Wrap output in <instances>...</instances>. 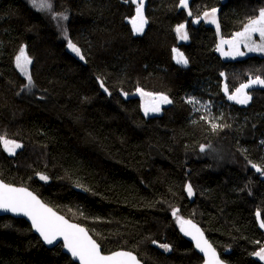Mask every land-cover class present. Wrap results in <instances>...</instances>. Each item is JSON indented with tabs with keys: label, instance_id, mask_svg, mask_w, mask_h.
<instances>
[{
	"label": "trees",
	"instance_id": "1",
	"mask_svg": "<svg viewBox=\"0 0 264 264\" xmlns=\"http://www.w3.org/2000/svg\"><path fill=\"white\" fill-rule=\"evenodd\" d=\"M49 2L51 10L0 0V136L21 145L13 155L0 144V179L86 227L105 254L201 264L179 232L191 219L228 264H262L254 253L264 246V91H247L245 106L228 95L264 79V55L226 61L217 47L257 17L264 0H188V8L143 0L142 33L131 23L139 0ZM213 8L219 29L193 23ZM23 48L31 85L16 66ZM138 90L171 104L146 117ZM188 96L219 100V124L194 113ZM0 264L76 263L62 246L46 248L25 220L0 216Z\"/></svg>",
	"mask_w": 264,
	"mask_h": 264
},
{
	"label": "snow or ice",
	"instance_id": "2",
	"mask_svg": "<svg viewBox=\"0 0 264 264\" xmlns=\"http://www.w3.org/2000/svg\"><path fill=\"white\" fill-rule=\"evenodd\" d=\"M133 3H137V0H132ZM180 6L188 8V0H179ZM36 3V0H33ZM38 7L40 9L51 10L52 4L49 0H39ZM217 10L213 8L210 12L205 11L204 17L208 19L210 23L216 24L217 29H219V24L216 21ZM192 13L189 12V15ZM55 18V17H54ZM62 19H67L66 16L61 15ZM194 22L199 23V19ZM133 25V30L136 33H142L144 30V25L147 20L143 14V0H139L136 7V16L131 21ZM177 36L180 40H187L188 34L185 31V25L180 24L176 28ZM253 34H258L260 42L257 43L253 39ZM224 44L229 45V51L223 52L222 46ZM241 45L246 48L249 52H260L264 53V9H260L259 14L255 18H250L248 23L244 25L243 30L236 32L231 40H221L220 45H218L217 50L221 51L223 55H230L233 58L236 56H244L246 53L241 51ZM68 47L80 55V49L73 44L71 41L68 42ZM174 58L177 63L187 64L188 61L184 57L183 53L179 52L178 49H173ZM83 59V56L80 57ZM31 63L29 57L25 54L24 50L21 49L20 55L16 57V66L25 75H27L29 85H31V76L27 74V66ZM264 86V79L259 76L254 79L250 78L247 83L241 84L235 89L233 94L228 95L230 100H235L237 103L246 104L251 99V97L245 92L246 89L252 85ZM103 87V84H101ZM108 91L107 88L104 89ZM225 94H228V87L225 85ZM142 96H151V93H144L141 91ZM190 103L192 101H189ZM171 103L167 96L160 95L154 97V103L145 104L144 111L145 114L148 112H159L160 104ZM215 127V125H213ZM0 144H3L4 149L9 154H15V150L20 148L21 145L13 140L7 139L4 136H0ZM259 172L261 169L256 165H253ZM42 180H47V176L41 175ZM189 195H192L191 186L188 188ZM0 209L5 211H12L18 214H23L28 216L32 220L33 227L40 233L44 238L45 242L52 244L54 240L58 237L62 238L64 241V247L72 254L73 257L77 258L80 264H139L137 258L131 252L117 251L111 255H102L100 250V245L93 240L86 230L79 225L71 224L65 220L62 216H57L51 209L46 208L43 204L32 193L28 192L24 188H14L10 185L0 182ZM176 212H173L175 215ZM259 216V213H257ZM181 230L185 232V235H191L196 241V247L200 251L204 252L205 256L208 257L207 264H221L218 259L215 250L208 244L203 238V233L193 224L191 221H180ZM185 224L190 225L192 231H189L184 227ZM264 228V222L260 225ZM166 250L168 245H162ZM261 261H264V248L260 251L254 253Z\"/></svg>",
	"mask_w": 264,
	"mask_h": 264
},
{
	"label": "rangeland",
	"instance_id": "3",
	"mask_svg": "<svg viewBox=\"0 0 264 264\" xmlns=\"http://www.w3.org/2000/svg\"><path fill=\"white\" fill-rule=\"evenodd\" d=\"M30 3L35 6L37 9H40L38 7V4H39V0H36V3L34 4L33 3V0H29ZM199 19V23L200 22H204L205 24L207 25H210V26H213L215 28H217V25L216 24H213V23H210L208 21L207 18L204 17V15ZM197 20V19H195ZM194 20V21H195ZM193 23L195 25H198L199 23H196L194 22ZM216 21L218 23V14H216ZM232 39V38H231ZM231 39H224V40H231ZM253 39L259 43L260 42V39H259V35L258 34H253ZM180 42H183V43H187L189 41V39L187 40H180ZM223 48V52H228L229 51V45L228 44H224L222 46ZM69 50L77 55L75 52H73L70 48ZM241 51L245 52L246 54L244 56H236L235 58H233L232 56L230 55H223L222 52L220 51V54L222 55V57L224 58V60L228 61H233V60H240V59H243V58H246L248 57L249 55H252V54H258V55H264V53H260V52H249L246 48L243 47V45H241V48H240ZM77 56H80V55H77ZM141 91L142 90H138L134 96L138 97L141 101V104H142V112L143 114L146 116V117H153V116H160L163 112V109L167 106H169L171 103H163V104H160V111L159 112H148L147 114H145V111H144V107H145V104L148 103V104H152L154 103V97H158L160 95H164V94H152L151 96H142L141 95ZM144 93H149V92H146V91H142ZM248 94V93H247ZM124 97H128V95L126 94H123ZM166 96V95H164ZM169 99V97H168ZM170 100V99H169ZM186 101L191 105L194 113L196 114H201V117H206L207 119L211 120L212 123H214V125H218L219 124V119L217 116H216V113H218L219 115H222L223 112H222V107L220 106V103H219V100H216V99H200L198 97H195V96H188L186 98ZM189 101H192L191 103ZM216 110V112H215ZM217 123V124H216ZM21 148V147H20ZM20 148L16 149L15 152L17 150H19ZM188 191V190H187ZM264 248V246L262 247ZM261 248V249H262ZM257 257V256H256ZM258 261L261 262L262 264H264V261H261L259 259V257H257Z\"/></svg>",
	"mask_w": 264,
	"mask_h": 264
},
{
	"label": "water",
	"instance_id": "4",
	"mask_svg": "<svg viewBox=\"0 0 264 264\" xmlns=\"http://www.w3.org/2000/svg\"><path fill=\"white\" fill-rule=\"evenodd\" d=\"M24 49H25V48H23V50H24ZM24 52H25V51H24ZM179 52H180V51H179ZM251 89H252V90H253V89H257V90H263V91H264V86H261V85H258V84H256V85H252L251 87H249L248 89H246L245 92L247 93V91H249V90H251ZM232 101L235 102V100H232ZM248 102H249V101H248ZM235 103H236V102H235ZM246 104H247V103H246ZM246 104H241L240 106H245ZM0 182H2V183H4V184H7V185H10V186H12V187H14V188H24V189H26L28 192L32 193V195L35 196V197L37 198V200H39L40 203L43 204L46 208L51 209V211L54 212L57 216H62V217H63L65 220H67L69 223H71V224H76V225H79L80 227L84 228V229L86 230V232L88 233V235H89L93 240H95V239L93 238V236L89 233V231L87 230L86 227H84V226H82V225H80V224H78V223H75V222L70 221L69 219H67L64 215L60 214V213L57 212L55 209H53L51 206H49L48 204L44 203V202L42 201V199L39 198V197H38V196H37L32 190H30V189H28V188H26V187H21V186H15V185L8 184V183L2 181L1 179H0ZM0 216H10V217H13V218H15V219H22V220H25V221L31 226L33 233H34L37 237H39V239L42 241V243H43L48 249H54V248H56V247H58V246H62V251H63V253H64L65 255H67V256H68V257H69L74 263H76V264H80L79 260H78L77 258L73 257L72 254L67 250V248L64 247V241H63L62 238L58 237L56 240L53 241L52 244H48L47 242H45L44 238H43V237L40 235V233H39V232L33 227L32 220H31L28 216L23 215L22 213H21V214H18V213L12 212V211H5V210H3V209H0ZM184 221H191V224L195 225V226L200 230V232L203 233V238H204V240H206V241L208 242V244L211 245V247L215 250L216 255H217L218 259L220 260L221 264H228L226 261H224V260L222 259L220 253H219L218 250L214 247V245H213L212 242L209 240V238L207 237V235L205 234L204 230L201 228L200 225H198L195 221H193V220H191V219L184 220ZM261 223H262L261 219L258 218V225H259L260 229H262V227L260 226ZM184 227H185L186 229H188L189 231H192V229L190 228V225L185 224ZM179 231H180V234H181V235H182L187 241H189V242L193 245V247H194L195 251L197 252V254L203 259V261H202L201 264H207L208 257H206L205 254H204V252L200 251V249L196 247V241L192 238V236H191V235H185V232L181 230V225H180V227H179ZM95 241H96V240H95ZM96 242H97V241H96ZM97 243H98V242H97ZM98 244H99V243H98ZM99 245H100V244H99ZM100 250H101V254H102V255H111L112 253H114V252H112V253L105 254V253L103 252V250H102L101 245H100ZM120 251H123V250H120ZM115 252H117V251H115ZM125 252H129V251H125ZM131 253H132V252H131ZM132 254L137 258V260L139 261V264H143V262L138 258V256H137L135 253H132Z\"/></svg>",
	"mask_w": 264,
	"mask_h": 264
},
{
	"label": "bare ground",
	"instance_id": "5",
	"mask_svg": "<svg viewBox=\"0 0 264 264\" xmlns=\"http://www.w3.org/2000/svg\"><path fill=\"white\" fill-rule=\"evenodd\" d=\"M217 124V123H216ZM214 125V124H213ZM212 126V125H211ZM217 128V127H216ZM198 224V223H197ZM199 225V224H198ZM263 229V228H262ZM180 232V231H179ZM182 236V235H181ZM183 237V236H182ZM184 238V237H183ZM185 239V238H184ZM186 240V239H185ZM187 241V240H186ZM46 247V246H45ZM47 248V247H46ZM120 251V250H119ZM126 251V250H123ZM130 252V251H129ZM133 253V252H132Z\"/></svg>",
	"mask_w": 264,
	"mask_h": 264
},
{
	"label": "flooded vegetation",
	"instance_id": "6",
	"mask_svg": "<svg viewBox=\"0 0 264 264\" xmlns=\"http://www.w3.org/2000/svg\"><path fill=\"white\" fill-rule=\"evenodd\" d=\"M236 102V101H235ZM237 103V102H236ZM238 105H241L240 103H237Z\"/></svg>",
	"mask_w": 264,
	"mask_h": 264
}]
</instances>
